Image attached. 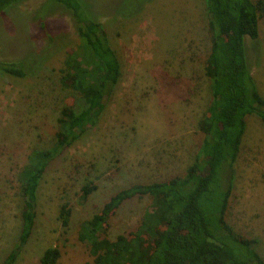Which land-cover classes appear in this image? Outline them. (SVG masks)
<instances>
[{
	"label": "rangeland",
	"instance_id": "obj_1",
	"mask_svg": "<svg viewBox=\"0 0 264 264\" xmlns=\"http://www.w3.org/2000/svg\"><path fill=\"white\" fill-rule=\"evenodd\" d=\"M84 1L106 30L121 77L97 123L47 166L31 236L13 264H40L52 246L61 251L56 264H92L78 238L81 223L123 188L184 175L203 137L198 123L211 99L204 0H152L131 17L146 0ZM57 5L23 0L0 13V60L22 63L27 73L0 70V264L20 234L21 171L32 150L55 144L58 117L73 94L60 77L78 36L71 14ZM246 44L264 98V15L259 37ZM234 175L226 221L255 238L264 259V123L255 115L247 116ZM86 183L97 188L84 201ZM150 202L148 196L125 201L110 218V238L134 231ZM63 204L72 210L66 229L59 218Z\"/></svg>",
	"mask_w": 264,
	"mask_h": 264
},
{
	"label": "trees",
	"instance_id": "obj_2",
	"mask_svg": "<svg viewBox=\"0 0 264 264\" xmlns=\"http://www.w3.org/2000/svg\"><path fill=\"white\" fill-rule=\"evenodd\" d=\"M23 0H0V13ZM71 14L78 43L66 52L61 83L73 94L58 117L55 144L34 149L21 171L23 210L18 241L2 264H13L31 236L37 215V189L49 163L94 126L121 77V65L103 24L84 0H49ZM152 0H146L131 16ZM47 2V1H46ZM210 51L205 59L211 99L199 130L203 137L192 165L182 176L134 184L113 194L80 225L78 238L88 247L92 264H264L257 240L238 234L226 221L246 117L264 123V98L248 63L246 38L259 37L264 0H204ZM0 70L15 76L27 73L22 63L0 60ZM97 185L81 187L87 200ZM150 198L134 231L109 236L110 218L127 200ZM71 208L63 204L59 218L69 227ZM61 251L48 247L40 264H56Z\"/></svg>",
	"mask_w": 264,
	"mask_h": 264
},
{
	"label": "crops",
	"instance_id": "obj_3",
	"mask_svg": "<svg viewBox=\"0 0 264 264\" xmlns=\"http://www.w3.org/2000/svg\"><path fill=\"white\" fill-rule=\"evenodd\" d=\"M247 132V117H246V130H245V133ZM245 133H244V135H245ZM243 135V136H244ZM243 140V139H242Z\"/></svg>",
	"mask_w": 264,
	"mask_h": 264
}]
</instances>
